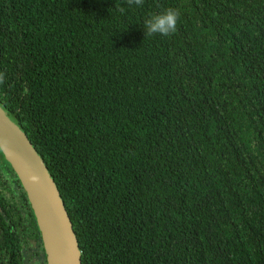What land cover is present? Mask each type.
<instances>
[{"label":"trees","instance_id":"obj_1","mask_svg":"<svg viewBox=\"0 0 264 264\" xmlns=\"http://www.w3.org/2000/svg\"><path fill=\"white\" fill-rule=\"evenodd\" d=\"M0 74L79 264H264V0H0ZM0 159V264H45Z\"/></svg>","mask_w":264,"mask_h":264},{"label":"water","instance_id":"obj_2","mask_svg":"<svg viewBox=\"0 0 264 264\" xmlns=\"http://www.w3.org/2000/svg\"><path fill=\"white\" fill-rule=\"evenodd\" d=\"M0 154L25 194L45 264H79L76 240L56 187L42 159L1 103Z\"/></svg>","mask_w":264,"mask_h":264},{"label":"clouds","instance_id":"obj_3","mask_svg":"<svg viewBox=\"0 0 264 264\" xmlns=\"http://www.w3.org/2000/svg\"><path fill=\"white\" fill-rule=\"evenodd\" d=\"M144 0H127L129 6H142ZM123 11V9H121ZM180 18V10L177 8H167L160 14L152 15L144 21V35L151 36L159 34L161 36H169L177 30V21ZM3 74H0V83L3 82Z\"/></svg>","mask_w":264,"mask_h":264},{"label":"rangeland","instance_id":"obj_4","mask_svg":"<svg viewBox=\"0 0 264 264\" xmlns=\"http://www.w3.org/2000/svg\"><path fill=\"white\" fill-rule=\"evenodd\" d=\"M0 164H2L1 159H0ZM41 264H43L42 260H41Z\"/></svg>","mask_w":264,"mask_h":264}]
</instances>
